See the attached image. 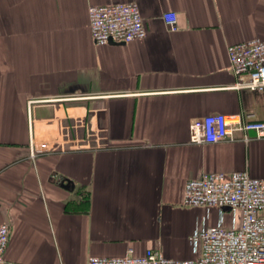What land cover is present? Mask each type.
<instances>
[{
  "label": "crops",
  "instance_id": "0c3cea01",
  "mask_svg": "<svg viewBox=\"0 0 264 264\" xmlns=\"http://www.w3.org/2000/svg\"><path fill=\"white\" fill-rule=\"evenodd\" d=\"M131 3L146 37L94 45L88 8ZM256 38L264 40V0H0L4 264H87L129 248L189 261L197 230L238 227L225 208L182 201L186 182L205 173L264 179V139L253 133L249 142L190 143L192 121L209 115L264 121V90L237 88L226 52ZM30 100L42 101L32 109L36 144L54 145L63 125L81 121L109 148L32 160Z\"/></svg>",
  "mask_w": 264,
  "mask_h": 264
},
{
  "label": "built area",
  "instance_id": "2783aa9c",
  "mask_svg": "<svg viewBox=\"0 0 264 264\" xmlns=\"http://www.w3.org/2000/svg\"><path fill=\"white\" fill-rule=\"evenodd\" d=\"M163 19L170 32L177 31L174 13L165 14ZM88 21L90 36L96 46H107L110 42L129 44L146 37L144 19L134 3L90 6ZM226 52L229 69L238 81L236 87L263 91L264 40L256 38L229 45ZM40 102H27L28 148L32 160L69 151L96 152L109 148L106 137L99 130L91 131L81 121L63 125L54 145L36 144L32 109ZM249 133H253L255 139H264V121H250L242 115L213 114L192 121L190 143L249 142ZM182 204L206 209L228 207L233 220L239 216V226L226 229L220 224L197 230L191 238L198 252L195 260L167 259L154 249L137 256L129 248L121 257L91 256L87 264H264V179L252 178L247 172L205 173L186 182ZM9 239V226L0 225V264L5 262Z\"/></svg>",
  "mask_w": 264,
  "mask_h": 264
},
{
  "label": "water",
  "instance_id": "95a60500",
  "mask_svg": "<svg viewBox=\"0 0 264 264\" xmlns=\"http://www.w3.org/2000/svg\"><path fill=\"white\" fill-rule=\"evenodd\" d=\"M110 45H115V44L110 43ZM61 187L66 190H70V189H73L74 186L69 181H65L64 183L61 184ZM225 210L229 211V208H225Z\"/></svg>",
  "mask_w": 264,
  "mask_h": 264
},
{
  "label": "rangeland",
  "instance_id": "374dc122",
  "mask_svg": "<svg viewBox=\"0 0 264 264\" xmlns=\"http://www.w3.org/2000/svg\"><path fill=\"white\" fill-rule=\"evenodd\" d=\"M82 149H85V148H82ZM82 197H85V195H83Z\"/></svg>",
  "mask_w": 264,
  "mask_h": 264
}]
</instances>
